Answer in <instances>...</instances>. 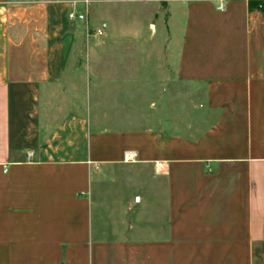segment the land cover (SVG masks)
Segmentation results:
<instances>
[{
    "label": "crops",
    "instance_id": "1",
    "mask_svg": "<svg viewBox=\"0 0 264 264\" xmlns=\"http://www.w3.org/2000/svg\"><path fill=\"white\" fill-rule=\"evenodd\" d=\"M166 1L195 134L98 114V73L67 56L69 4L0 0V264H264V13ZM137 60L139 79L162 71Z\"/></svg>",
    "mask_w": 264,
    "mask_h": 264
},
{
    "label": "rangeland",
    "instance_id": "2",
    "mask_svg": "<svg viewBox=\"0 0 264 264\" xmlns=\"http://www.w3.org/2000/svg\"><path fill=\"white\" fill-rule=\"evenodd\" d=\"M65 3L69 4L64 9L70 22L67 30L74 33L67 34L71 43L67 56L71 67L80 65L84 72L92 67L98 73L96 81L91 78L95 87L91 99L97 103L98 114L113 110L120 115L130 113L137 120L145 113L146 120L161 116L182 134L201 131L206 119L199 107L201 96L192 93V88L173 74L172 27L177 22L166 0L147 3L65 0ZM143 42L146 44L142 45ZM107 57L112 60H106ZM128 57L135 58L134 64L122 65V58ZM136 58L160 60L162 71H154L156 66L151 64L149 71L141 74L144 80L139 79ZM113 59H119L118 64Z\"/></svg>",
    "mask_w": 264,
    "mask_h": 264
},
{
    "label": "trees",
    "instance_id": "3",
    "mask_svg": "<svg viewBox=\"0 0 264 264\" xmlns=\"http://www.w3.org/2000/svg\"><path fill=\"white\" fill-rule=\"evenodd\" d=\"M249 7L250 8H255V7H258L260 8L263 13H264V1L262 0H250L249 1Z\"/></svg>",
    "mask_w": 264,
    "mask_h": 264
},
{
    "label": "built area",
    "instance_id": "4",
    "mask_svg": "<svg viewBox=\"0 0 264 264\" xmlns=\"http://www.w3.org/2000/svg\"><path fill=\"white\" fill-rule=\"evenodd\" d=\"M219 8H222V3L218 6ZM99 33H101L100 30H98Z\"/></svg>",
    "mask_w": 264,
    "mask_h": 264
}]
</instances>
